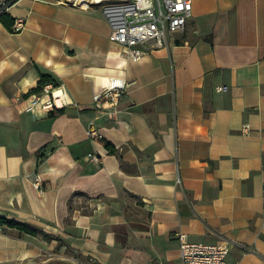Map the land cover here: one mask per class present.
I'll list each match as a JSON object with an SVG mask.
<instances>
[{"label":"crops","instance_id":"obj_1","mask_svg":"<svg viewBox=\"0 0 264 264\" xmlns=\"http://www.w3.org/2000/svg\"><path fill=\"white\" fill-rule=\"evenodd\" d=\"M5 11L25 24L0 23V216L49 238L0 232V264H180V237L264 264V0H194L184 30L138 61L98 7ZM40 74L62 105H32ZM109 78L124 92L98 110Z\"/></svg>","mask_w":264,"mask_h":264},{"label":"built area","instance_id":"obj_2","mask_svg":"<svg viewBox=\"0 0 264 264\" xmlns=\"http://www.w3.org/2000/svg\"><path fill=\"white\" fill-rule=\"evenodd\" d=\"M67 3L74 7L88 9L98 7L108 24L109 39L121 45L127 58L138 61L147 51L165 48L168 40L175 33L184 30L187 19L191 16L194 0H55ZM4 6V5H3ZM6 8V5L4 6ZM25 20L15 19L13 29L19 32L23 29ZM51 84L42 87L41 92L32 96V105L47 110L56 106L54 104V91ZM125 89V83L118 78H109L107 83L96 93L92 99L96 109L100 110L107 104L114 106L120 100ZM225 86H217L218 92L226 91ZM60 92L61 89L59 88ZM64 96V92H62ZM52 101L47 107L43 98ZM248 125L242 126L247 132ZM88 138L101 140L94 129L87 132ZM91 157L94 161L98 159ZM41 178L36 175L33 180L35 189L41 188ZM180 264H231L228 250L215 244L188 242L180 237L179 243Z\"/></svg>","mask_w":264,"mask_h":264},{"label":"trees","instance_id":"obj_3","mask_svg":"<svg viewBox=\"0 0 264 264\" xmlns=\"http://www.w3.org/2000/svg\"><path fill=\"white\" fill-rule=\"evenodd\" d=\"M16 1L17 0H7L6 2L2 4L0 8V23L3 25V27L7 31L11 33H17L14 31L12 27L15 19L5 11L4 6L6 5V8H7L8 6L12 5ZM48 84L56 86V82L52 77L48 75L40 74L37 86L31 89L27 95L30 96L32 94L40 93L42 87ZM63 110L64 108L54 109L48 112V115L54 117L62 113ZM105 145L110 153L113 152V149L111 148L109 144H105ZM0 232H4L6 234H9V235H12L18 238L23 237V236H38V235L49 238V235L44 234L39 228L33 225H30L28 223L17 222L5 216H0Z\"/></svg>","mask_w":264,"mask_h":264},{"label":"bare ground","instance_id":"obj_4","mask_svg":"<svg viewBox=\"0 0 264 264\" xmlns=\"http://www.w3.org/2000/svg\"><path fill=\"white\" fill-rule=\"evenodd\" d=\"M53 95H54V105L52 104V106H57L58 107V106L62 105L65 102L64 101V98L60 95V90H55L54 93H53ZM44 98H46V97H44ZM46 102H45L46 103L45 105L47 107L51 106V103L50 102H52V101H46Z\"/></svg>","mask_w":264,"mask_h":264},{"label":"rangeland","instance_id":"obj_5","mask_svg":"<svg viewBox=\"0 0 264 264\" xmlns=\"http://www.w3.org/2000/svg\"><path fill=\"white\" fill-rule=\"evenodd\" d=\"M61 1H64V0H61ZM65 2V1H64ZM54 86V85H53Z\"/></svg>","mask_w":264,"mask_h":264}]
</instances>
